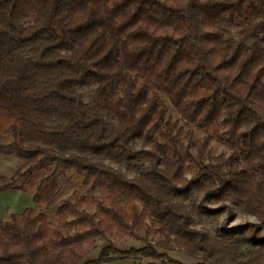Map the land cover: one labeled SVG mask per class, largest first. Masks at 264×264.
I'll return each mask as SVG.
<instances>
[{
  "label": "trees",
  "instance_id": "16d2710c",
  "mask_svg": "<svg viewBox=\"0 0 264 264\" xmlns=\"http://www.w3.org/2000/svg\"><path fill=\"white\" fill-rule=\"evenodd\" d=\"M0 153L20 161L0 191L35 204L0 219V264H264V219H195L264 213V0H0ZM69 171L105 191L54 208L73 232L46 214ZM111 225L144 244L90 258Z\"/></svg>",
  "mask_w": 264,
  "mask_h": 264
},
{
  "label": "rangeland",
  "instance_id": "374dc122",
  "mask_svg": "<svg viewBox=\"0 0 264 264\" xmlns=\"http://www.w3.org/2000/svg\"><path fill=\"white\" fill-rule=\"evenodd\" d=\"M172 115L175 117V113L172 111ZM201 135L200 131L195 132V137H199ZM209 148L211 150V153L213 155H217L219 153H225L227 154L228 150L223 147L221 144L211 141L209 144ZM12 172L19 166L20 161L12 157ZM7 177V176H6ZM9 177V176H8ZM61 190L57 196L56 201L46 209V214L48 216V221L52 224L49 225V228L59 227L61 230H69L70 232H73L74 230H82V225H79L77 223H74L71 220L74 216L73 215H66L65 217L58 218L56 217L54 213V208L59 205L63 199L66 197H70L72 200H75V197L78 194L83 195V200L78 201L77 206L79 209H85L89 213H95V206L91 202L92 196H104L105 191L103 190H97L95 192H89L86 185H83L81 183L80 178L73 172L69 171L64 177L61 178L60 181ZM264 200V199H262ZM260 201V206L264 208V201ZM259 214V215H258ZM262 214V215H261ZM248 216H255L259 220L264 219V213H252L250 210H246L244 207H238L230 203H226L225 206L222 207V209L218 210L217 212H213L210 214H202L201 216L195 217L196 219V226H204L208 228L209 230L213 231L217 226L224 223L228 227H236L240 225H246L248 227H251V222H243V223H235L237 220H246ZM69 221V222H68ZM62 222H65V225H62ZM149 220L147 216L143 218L142 224L139 225L138 231L141 234H144L146 231L145 224L148 223ZM261 231L264 232V227H261ZM107 239H97L95 241V244H92L90 242L86 243L85 246L90 248V258L96 257L99 249L105 245L108 241H111L116 246L126 249L131 246H141L144 244V240L129 236L128 234L120 231L117 227L114 225H111L109 229L106 231ZM148 240L152 241L153 238H156L157 235L152 232V229H149V233L147 235ZM163 250V249H161ZM169 255L179 259L186 263H194L196 262L195 259L189 257L188 255L178 252V251H168ZM148 258H133V257H127L122 259H116L110 262H105L101 264H137V263H146L148 262Z\"/></svg>",
  "mask_w": 264,
  "mask_h": 264
},
{
  "label": "crops",
  "instance_id": "0c3cea01",
  "mask_svg": "<svg viewBox=\"0 0 264 264\" xmlns=\"http://www.w3.org/2000/svg\"><path fill=\"white\" fill-rule=\"evenodd\" d=\"M12 157L0 153V175L12 174ZM28 207H35L32 193L19 189L0 191V219H5L10 213H22Z\"/></svg>",
  "mask_w": 264,
  "mask_h": 264
},
{
  "label": "clouds",
  "instance_id": "9594fccd",
  "mask_svg": "<svg viewBox=\"0 0 264 264\" xmlns=\"http://www.w3.org/2000/svg\"><path fill=\"white\" fill-rule=\"evenodd\" d=\"M243 222H251V223H254V224H259L260 220L257 217H255V216H248L246 218V220H237V221H235V223H243Z\"/></svg>",
  "mask_w": 264,
  "mask_h": 264
}]
</instances>
